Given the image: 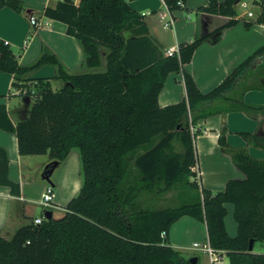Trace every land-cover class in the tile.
<instances>
[{
    "label": "trees",
    "instance_id": "16d2710c",
    "mask_svg": "<svg viewBox=\"0 0 264 264\" xmlns=\"http://www.w3.org/2000/svg\"><path fill=\"white\" fill-rule=\"evenodd\" d=\"M129 1L57 0L43 8L45 16L63 22L66 33L78 40L86 71H68L45 45L33 61L22 64L0 38V70L13 74L14 87H27L28 101L15 124L0 103V127L15 132L19 153H47L52 171L76 147L82 173L79 191L61 216L45 210L49 218L22 224L10 237L0 233V264H195L168 238L170 226L182 215L205 223L207 243L225 251L229 264H264V253L253 251L256 241H264V159L243 148L230 149L245 177L230 178L216 191L200 187L192 168L193 126L199 118L228 110L264 112V105L242 98L245 73L257 62L264 67V41L208 91H201L183 70L185 97L160 106L157 96L167 74L189 62L208 33L163 54ZM165 1L170 11L184 6L183 0ZM237 2L207 0L198 9L233 16ZM3 6L21 12L25 3L0 0ZM259 7L255 20H246L245 26L264 23V0ZM236 22L230 18L215 31ZM45 64L53 65V77L63 80L58 89L50 77H28ZM31 88L33 98L28 97ZM226 133L223 123L218 142L225 150ZM242 134L264 149V128ZM7 169L8 157L0 147V184L19 193ZM174 189L176 206L153 208L141 204L138 195ZM227 202L233 204L235 235L225 226Z\"/></svg>",
    "mask_w": 264,
    "mask_h": 264
},
{
    "label": "crops",
    "instance_id": "0c3cea01",
    "mask_svg": "<svg viewBox=\"0 0 264 264\" xmlns=\"http://www.w3.org/2000/svg\"><path fill=\"white\" fill-rule=\"evenodd\" d=\"M25 7L21 12H15L8 6L0 7V38L6 39L17 55L18 61L27 64L33 61L45 45L53 50L70 72L86 71L83 66V53L75 36L66 33V25L56 19L44 15L43 8L54 6L57 0H22ZM184 6L169 11L162 0H130V6L142 15L149 34L165 54L169 47L189 42L196 36L208 33L197 46L191 60L179 70L170 71L158 93L160 106L178 102L185 97L183 70L188 71L201 91H208L217 85L232 68L246 57L252 50L264 41V23L254 22L245 26L246 20H255L260 7L252 4V16L245 9L235 4L236 14L207 13L198 9L207 0H183ZM223 1V0H219ZM250 2V0H248ZM33 15L44 22L35 27L29 21ZM173 17L170 25L164 26L169 16ZM230 18L237 19L235 24L215 29L225 24ZM89 70V69H88ZM55 67L45 64L28 75L50 77L53 88ZM13 74L0 70V103L5 104L7 114L13 124L24 112L28 101L23 94L16 91L12 84ZM61 80V79H60ZM63 81V80H61ZM244 101L254 105H264V67L255 63L242 79ZM223 123L227 126L226 150L218 142V136ZM264 128V112L255 115L242 110H228L199 118L193 126L197 182L200 187L213 191L223 189L228 179L244 178L245 173L233 162L230 149H245L252 157L264 159V149L250 143L242 132H254ZM0 147L4 148L8 157L7 174L10 180L18 183L19 193L11 190L9 185L0 184V233L10 237L14 231L36 217L50 210H62L65 204L75 196L82 182L81 158L79 150L72 148L66 157L59 162L49 176V180L41 177L45 165L50 161L47 153L21 154L18 151L15 132L0 127ZM53 187L52 205L45 207L41 195L45 187ZM227 214L225 226L230 235L237 232V222L233 217V204L225 203ZM232 214L229 220L227 216ZM168 238L171 245L185 256L186 251H201L203 264H229L225 251H219V260L210 262L209 254L201 248H194L197 241L207 243L205 223L182 215L169 228ZM257 242V241H256ZM253 251L264 253V247ZM264 242V241H261ZM264 246V245H263ZM195 254V255H194ZM197 260L199 257L196 253Z\"/></svg>",
    "mask_w": 264,
    "mask_h": 264
},
{
    "label": "built area",
    "instance_id": "2783aa9c",
    "mask_svg": "<svg viewBox=\"0 0 264 264\" xmlns=\"http://www.w3.org/2000/svg\"><path fill=\"white\" fill-rule=\"evenodd\" d=\"M261 1H262V0H250V2H249L248 0H238L237 3H239V4L245 9L246 14H247L248 16H252V15H253V12H252V10L250 9V6H251L252 4H255V5H258V6H259L260 3H261ZM162 2H163V5H164L165 7H167L166 1H165V0H162ZM167 9H168V7H167ZM168 10H169V9H168ZM169 11H170V10H169ZM29 21H30V23H31L32 25H34L35 27H39V26H41V25L44 24L43 21H41V20H37L36 17L33 16V15H31V16L29 17ZM172 21H173V17L170 15V16L168 17V19H166V20L164 21L163 24H164V26H168V25H170V24L172 23ZM3 42H4V43H8V41H7L6 39H3ZM177 51H178L177 46H173V47H169V48H167L166 51H165V54H166V55H171V54H173V53H175V52H177ZM16 91H17L18 93H23V95H25V94H26V91H27V87H24V88H21V89L16 88ZM35 94H36V92H35L34 88H31V89H30V94H29L28 96H29L30 98H33V97L35 96ZM192 168H193V167H192ZM52 195H53V187H52V185L48 184V185L45 187V189L43 190L42 195H41L42 204H43L45 207H50V206L52 205ZM47 210H48V209H47ZM44 217H45L44 215H42L41 217H36V218H34L33 221H34L35 223H39V222H41L42 218H44ZM161 234L164 235V232H162ZM192 246H193L194 248H201V249L207 251V253L209 254V259H210V262H211V263H214L215 261H218V260H219V255H218V252H219V251L214 250L212 247L209 246L208 243L202 244L201 242H197V241H195V242L192 243ZM222 251H223V250H222Z\"/></svg>",
    "mask_w": 264,
    "mask_h": 264
},
{
    "label": "rangeland",
    "instance_id": "374dc122",
    "mask_svg": "<svg viewBox=\"0 0 264 264\" xmlns=\"http://www.w3.org/2000/svg\"><path fill=\"white\" fill-rule=\"evenodd\" d=\"M62 84H63V81H61L60 79H58V82L53 81V89H58ZM176 193H177V189H174V190H171L168 192L158 193L157 196H155L156 194H154V193H146V192H140L138 195H139V199H140L141 204L145 202L147 204L150 203L151 207H153V208H162V207H167V206H176L179 204V201L176 198ZM141 204L139 206H142ZM54 214H55V217H59L63 214V211L62 210H54ZM229 214H230V209H229ZM229 216H231V218H232V214L227 216V220L230 219ZM263 245H264V242L257 241L255 247L260 248V246H261V248H263L264 247ZM184 253L186 255H190V256H193V254L196 253L198 255V257L200 258L196 264H203V261H202L203 258H202L201 251H199V250H197V251H186Z\"/></svg>",
    "mask_w": 264,
    "mask_h": 264
},
{
    "label": "water",
    "instance_id": "95a60500",
    "mask_svg": "<svg viewBox=\"0 0 264 264\" xmlns=\"http://www.w3.org/2000/svg\"><path fill=\"white\" fill-rule=\"evenodd\" d=\"M53 165H55V161H51ZM52 172V169H47V165H45V168L43 169L42 173H41V177L46 179V180H49V176ZM45 218H49L51 216V213L49 211H46L45 214H44ZM250 247H252V241H251V244H250ZM197 260L196 256H190L189 257V261L191 263H195Z\"/></svg>",
    "mask_w": 264,
    "mask_h": 264
}]
</instances>
